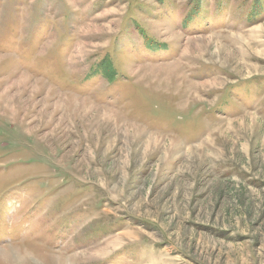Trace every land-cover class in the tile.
Here are the masks:
<instances>
[{"label":"rangeland","instance_id":"1","mask_svg":"<svg viewBox=\"0 0 264 264\" xmlns=\"http://www.w3.org/2000/svg\"><path fill=\"white\" fill-rule=\"evenodd\" d=\"M0 264H264V0H0Z\"/></svg>","mask_w":264,"mask_h":264},{"label":"trees","instance_id":"2","mask_svg":"<svg viewBox=\"0 0 264 264\" xmlns=\"http://www.w3.org/2000/svg\"><path fill=\"white\" fill-rule=\"evenodd\" d=\"M107 69V70H106ZM104 73H105V75L108 77V78H111V75L113 74L112 72H113V70L108 66V64H107V66L106 67H104ZM102 72V74H103V76L105 77V75H104V73H103V70L101 71Z\"/></svg>","mask_w":264,"mask_h":264}]
</instances>
